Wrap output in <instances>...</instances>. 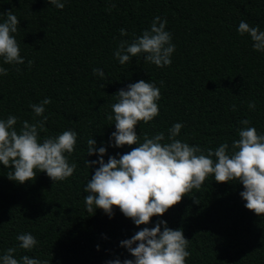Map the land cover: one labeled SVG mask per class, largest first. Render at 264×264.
<instances>
[{
    "label": "trees",
    "instance_id": "1",
    "mask_svg": "<svg viewBox=\"0 0 264 264\" xmlns=\"http://www.w3.org/2000/svg\"><path fill=\"white\" fill-rule=\"evenodd\" d=\"M61 2L63 9L48 0H0V23L9 11L18 18L12 35L24 58L23 64L10 65L0 57V67L8 70L0 75V120L17 117L19 133L24 121L37 123L46 116L41 143L65 130L77 133L74 152L65 153L76 169L64 181H52L36 170L33 180L20 184L7 178L14 168L0 164V257L16 248L18 261L28 255L48 264H109L117 259L123 264L134 257L121 241L163 220L189 240L185 264H264V215L245 208L239 181L217 183L209 175L198 190L140 226L118 207L111 218L99 208L88 213L84 192L99 167L86 166V160L99 158L87 155L89 139L97 149L106 148L105 163L137 146L113 147L114 121L105 117L112 114L116 93L140 80L160 89L159 115L136 126L140 143L145 134L151 138L160 132L165 136L161 143H168V129L175 123L183 125L175 139L199 146L205 155L222 143L231 150L244 119L264 135V52L254 51L249 35L237 32L241 21L264 31V0ZM157 16L167 21L165 30L175 45L171 64L157 67L140 55L121 65L114 57L120 41L131 43ZM121 29L127 35L121 36ZM93 69L102 70L104 77ZM46 98L51 103L43 116H36L30 105ZM252 103L254 109L249 108ZM25 233L38 242L30 251L17 240Z\"/></svg>",
    "mask_w": 264,
    "mask_h": 264
},
{
    "label": "clouds",
    "instance_id": "2",
    "mask_svg": "<svg viewBox=\"0 0 264 264\" xmlns=\"http://www.w3.org/2000/svg\"><path fill=\"white\" fill-rule=\"evenodd\" d=\"M48 3L57 9L65 6L61 0H48ZM18 23V18L11 11L7 12V19L0 23V57L5 64L24 63L19 45L12 35L17 32ZM166 24V20L155 17L150 28L131 43L120 41L114 57L121 65L129 63L132 57L143 55L145 63L157 67L169 66L175 45L171 43V34L165 30ZM237 32L241 36L247 33L253 42L252 49L264 52V31H260L258 26L241 21ZM120 35L125 36L127 32L121 29ZM28 64L31 66L32 61ZM16 70L19 71V68ZM7 71L0 67V75H7ZM93 74L104 77L100 69H93ZM116 94L117 102L111 105L112 114L105 117L114 121L115 125L110 138L114 140L112 146H137L119 155V159L109 156L105 163L103 156L106 148L97 149L94 139L87 141V155L97 154L99 157L95 161H85L88 168L99 165L84 187V192L88 193L85 197L88 213L92 214L94 209L99 208L111 218L113 208L118 207L136 226L147 225L153 216H162L193 189L198 190L209 175H213L217 183L239 181L244 187L240 196L246 201L245 208L257 216L264 215V135L248 126V119L240 121L245 127L238 131L239 139L232 142L231 150L227 143H222L215 150H207L205 155L199 146H190L175 139L183 127L181 123H175L168 129V143H161L165 139L163 132L151 138L145 134L140 143L136 126L139 122L147 124L159 115L157 101L160 89L153 83L140 80ZM50 103L51 99L46 98L30 107L36 116H43L45 105ZM249 108L254 109L255 104H249ZM46 121V116L37 123L24 121L18 133L14 127L17 117L9 115L7 120H0V164L5 168H14L7 173L9 180L23 184L35 178L36 170L45 172L52 181H64L74 174L76 164L70 165L65 153L71 155L74 152L77 133L65 130L58 136L38 142L39 130L44 128ZM193 200L199 203L195 197ZM17 240L19 247L28 251L38 243L30 233L18 235ZM188 244L189 240L185 239L182 230H172L161 220L154 227H144L130 239L121 241V246L134 257V260H124L123 264H185L190 256ZM15 252L16 248L7 249L6 254L0 257L2 264H48L28 255L18 261L13 256ZM109 264L121 262L117 259Z\"/></svg>",
    "mask_w": 264,
    "mask_h": 264
}]
</instances>
